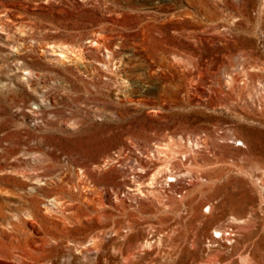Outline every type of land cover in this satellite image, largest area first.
<instances>
[{
	"label": "rangeland",
	"instance_id": "1",
	"mask_svg": "<svg viewBox=\"0 0 264 264\" xmlns=\"http://www.w3.org/2000/svg\"><path fill=\"white\" fill-rule=\"evenodd\" d=\"M204 260L264 264V0H0V264Z\"/></svg>",
	"mask_w": 264,
	"mask_h": 264
},
{
	"label": "bare ground",
	"instance_id": "2",
	"mask_svg": "<svg viewBox=\"0 0 264 264\" xmlns=\"http://www.w3.org/2000/svg\"><path fill=\"white\" fill-rule=\"evenodd\" d=\"M60 55L64 56L63 53H60ZM167 169H169V168H167ZM177 176H178L177 173H170V174H168V179L170 178L171 182L174 181V180L178 181V177ZM156 178H157L156 175H153L152 183H154V180H156ZM166 181H168V183L170 182L169 180H166ZM175 185H176L175 183H170L171 187H175ZM209 208H210V206H209ZM233 219L235 221L236 218H233ZM177 230L179 231L180 229L178 228ZM172 232H175V230L172 231ZM242 232L243 231H241L240 229H237V228H234V227L210 226L209 228H206L202 232V236H201L200 239H202L201 243L204 242V243L208 244V247L210 248V250L212 249V247L213 248L214 247H219V249L223 248V249L234 250L241 242V238H239L237 236L241 235ZM112 233H114V235H116L118 237L122 235L121 229L119 227L114 228L112 230ZM164 234L166 235V232H164ZM203 236H205L204 240H203ZM198 237H199V235L195 234L193 239L189 242L190 246H192L193 250H195L194 248L197 247V244L199 242ZM91 241H92V244L95 246L96 245L95 239H92ZM146 243H149V241H146ZM150 243H149V245H150ZM205 250H206V248H205ZM211 256H212V254H211ZM212 263L214 264V261H212V260L208 261V262H205V260H204L203 262H201V264H212Z\"/></svg>",
	"mask_w": 264,
	"mask_h": 264
}]
</instances>
